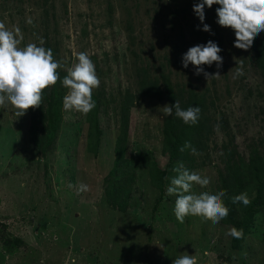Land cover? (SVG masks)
Segmentation results:
<instances>
[{"label": "rangeland", "instance_id": "obj_1", "mask_svg": "<svg viewBox=\"0 0 264 264\" xmlns=\"http://www.w3.org/2000/svg\"><path fill=\"white\" fill-rule=\"evenodd\" d=\"M198 2L0 0V22L18 30L20 47L51 49L66 68L75 54L87 52L101 81L93 90L101 130L96 155L86 149L87 116L63 110L62 80L56 134L45 148L32 140L30 124L39 122L51 89L23 117L0 107V264H173L184 253L195 255L197 264H264L261 215L242 248L234 249L225 235L230 226L192 216L177 221L176 197L166 194L176 167L164 180L161 199L148 179L146 159L162 168L167 162L161 154L169 117L163 108L171 103L164 80L177 95L205 97L203 150L194 155L190 171L207 176L210 184L194 186L193 192L216 193L224 146L246 159L250 148L264 151V86L251 60L253 46L234 47V31L216 22L219 5L205 7L202 24L193 10ZM204 24L210 32L203 31ZM209 41L221 48L223 65H203L207 73H220L207 80L195 74L194 65L184 68L182 57ZM241 59L244 75L236 77L233 69ZM149 85H158L161 100L147 94ZM122 129L120 188L113 174ZM78 182L88 191L70 187Z\"/></svg>", "mask_w": 264, "mask_h": 264}, {"label": "clouds", "instance_id": "obj_2", "mask_svg": "<svg viewBox=\"0 0 264 264\" xmlns=\"http://www.w3.org/2000/svg\"><path fill=\"white\" fill-rule=\"evenodd\" d=\"M213 5L220 6L216 10L218 17L216 22L221 27L234 31L236 37L234 47L237 49L249 50L255 38L264 32V0H199L194 4L193 10L202 24L205 20V7L211 9ZM203 31L210 32L211 29L204 24ZM17 32L18 30L15 32L9 30L0 22V107L11 108L18 118L25 116L29 109L42 105L44 91L50 90L61 81L58 69H65L67 74L61 81L62 86L67 89V94L63 97V110L84 116L92 112L96 107L93 90L99 88L101 81L88 53L75 54L73 64L66 68L62 61L54 59L51 49L37 46L35 43L20 47L21 39L17 37ZM43 44V39H40V45ZM221 51V48L212 41L206 45L191 47L182 57L183 67L187 68L191 64L195 66L197 76L203 74L207 80L218 78L219 71L215 74L207 73L202 66L211 67L216 64L218 69L221 68L223 65ZM233 70L236 77L244 75L243 59ZM200 112L198 106L182 109L179 100H176L174 106L163 108L164 115L171 117L174 114L176 118L190 126L197 124ZM186 149H190L192 155L198 154L188 141L180 151ZM173 171L177 175L171 178L166 194L176 197L174 214L178 222L184 223L186 217L192 216L199 217L203 223L210 221L216 225L228 217L230 210L223 201L227 195L225 190L215 194L207 191L197 194L193 192L194 186L206 188L210 184L207 176L189 171L182 163ZM70 187H75L81 193L88 191V185L79 182ZM232 203L248 206L250 200L247 192L232 197ZM225 235L242 239L244 232L242 229L232 227ZM173 264H197V260L195 255L184 253L174 259Z\"/></svg>", "mask_w": 264, "mask_h": 264}, {"label": "trees", "instance_id": "obj_3", "mask_svg": "<svg viewBox=\"0 0 264 264\" xmlns=\"http://www.w3.org/2000/svg\"><path fill=\"white\" fill-rule=\"evenodd\" d=\"M253 57L251 58L255 66L261 71L262 81L264 86V34L257 36L253 44ZM59 72V71H58ZM61 80L66 74L59 72ZM59 81L56 85L51 87L49 96L45 97V108L40 113V120L36 125V121L32 120L30 124L32 140L38 145L45 148L54 139L57 128L58 107L61 100ZM166 90V98L170 101L171 106L175 105L176 100L180 101L181 108L187 109L190 106H198L201 109L199 120L195 125H186L181 119L173 116L165 119L162 128V147L161 154L165 158V168L160 167L156 160L146 159L145 163L148 168V179H150V186L162 195L165 191L164 180H166L169 170L178 167L181 163L186 169L190 171L194 165V155L191 154L190 149L181 152L180 148L186 141L197 150L202 152V139L207 130L206 126V103L204 95H198L194 92L188 93L184 97L183 92L179 91L178 95L175 93L174 86L169 80H164ZM147 94L153 95L154 98L161 100V95L158 94L160 89L158 85L146 87ZM44 95V94H43ZM94 101L95 98L93 97ZM96 103V101H95ZM39 119V118H37ZM88 129L86 133V149L88 152L96 155L101 139V130L97 119V107L87 115L86 119ZM127 124L128 119H124ZM41 124L39 129L37 126ZM124 138V129L118 135V141L115 147L116 153V174L114 172L113 183L122 188L119 182L124 175L121 168L123 164V150L122 145ZM223 154L221 155V162L224 165L223 170L218 172V186L216 193L225 190L227 195L223 198L225 205L230 212L226 219L220 223L226 226L235 227L238 230L242 229L244 236L242 239H234V249H241L247 236L253 232L255 226V218L261 215L264 218V151L259 152L257 148H250L248 158L238 155L234 151H228L227 146L223 147ZM122 171V174L120 173ZM177 175V174H176ZM247 192L250 204L244 206L242 203H232V197ZM159 199V200H160ZM264 241V230L262 234Z\"/></svg>", "mask_w": 264, "mask_h": 264}]
</instances>
